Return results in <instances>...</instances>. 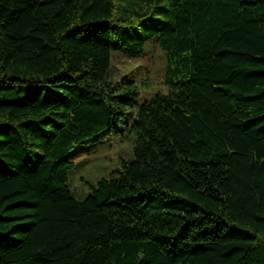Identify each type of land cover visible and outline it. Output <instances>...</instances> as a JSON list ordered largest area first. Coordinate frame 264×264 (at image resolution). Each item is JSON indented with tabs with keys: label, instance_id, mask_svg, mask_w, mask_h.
<instances>
[{
	"label": "trees",
	"instance_id": "obj_1",
	"mask_svg": "<svg viewBox=\"0 0 264 264\" xmlns=\"http://www.w3.org/2000/svg\"><path fill=\"white\" fill-rule=\"evenodd\" d=\"M148 40L138 102L110 53ZM122 128L73 197L72 149ZM0 264H264V0H0Z\"/></svg>",
	"mask_w": 264,
	"mask_h": 264
},
{
	"label": "rangeland",
	"instance_id": "obj_2",
	"mask_svg": "<svg viewBox=\"0 0 264 264\" xmlns=\"http://www.w3.org/2000/svg\"><path fill=\"white\" fill-rule=\"evenodd\" d=\"M166 56L162 49L148 40L143 44L142 53L127 58L119 51L112 50L108 67L109 79L113 82L122 77L134 81L139 87L137 101L152 97L156 91L165 93L162 75ZM133 137L125 134L113 135L110 132L97 136L84 145L75 146L70 152L73 167L67 172L71 195L83 198L88 193L84 181L95 183L102 176H108L118 169L120 160H129Z\"/></svg>",
	"mask_w": 264,
	"mask_h": 264
}]
</instances>
